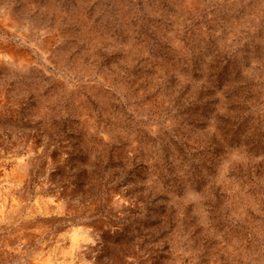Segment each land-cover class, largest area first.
I'll list each match as a JSON object with an SVG mask.
<instances>
[{
  "label": "rangeland",
  "instance_id": "1",
  "mask_svg": "<svg viewBox=\"0 0 264 264\" xmlns=\"http://www.w3.org/2000/svg\"><path fill=\"white\" fill-rule=\"evenodd\" d=\"M0 264H264V0H0Z\"/></svg>",
  "mask_w": 264,
  "mask_h": 264
}]
</instances>
